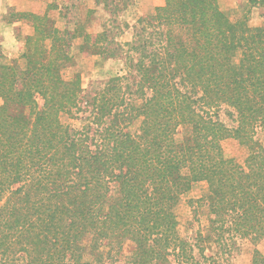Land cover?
<instances>
[{"label":"trees","instance_id":"trees-1","mask_svg":"<svg viewBox=\"0 0 264 264\" xmlns=\"http://www.w3.org/2000/svg\"><path fill=\"white\" fill-rule=\"evenodd\" d=\"M237 12L164 0L113 48L16 12L33 31L22 65L0 53V264H216L240 240L264 264V26ZM73 46L121 73L88 96L62 74ZM201 181L207 224L189 238L176 208Z\"/></svg>","mask_w":264,"mask_h":264},{"label":"rangeland","instance_id":"rangeland-1","mask_svg":"<svg viewBox=\"0 0 264 264\" xmlns=\"http://www.w3.org/2000/svg\"><path fill=\"white\" fill-rule=\"evenodd\" d=\"M216 1L221 9L231 11L232 16L236 15L235 10L238 11V15H244L249 25L264 26V0ZM8 2L15 5L8 6ZM163 3L164 0H0V53L6 61L23 64L21 53L24 37L32 33L33 27L28 19L18 18L16 12L46 14L56 27L65 29L70 35L81 30L87 33L107 31L109 45L113 48L115 43L119 47L129 42L138 20ZM80 38L73 39V45L81 43ZM75 47L72 48L73 63L65 68L62 74L66 79L78 74L84 93L88 96L99 89L109 77L121 73L123 63L120 58L102 59L98 55L79 52ZM62 121L72 123L65 116H62ZM256 136L264 141V131L258 130ZM222 148L225 156L233 157L239 163L243 162L245 153L236 140L232 138L223 140ZM206 193L207 185L201 181L195 182L191 190L182 196L176 208L181 235L191 238L194 233L203 231L206 226L207 210L198 200ZM259 248L264 251V244ZM129 249L127 243L122 256ZM252 250L253 246L248 240H240L237 250L232 251L228 259L223 256L216 264H251ZM204 253L210 254L209 250ZM112 264H120V261L117 259Z\"/></svg>","mask_w":264,"mask_h":264},{"label":"crops","instance_id":"crops-1","mask_svg":"<svg viewBox=\"0 0 264 264\" xmlns=\"http://www.w3.org/2000/svg\"><path fill=\"white\" fill-rule=\"evenodd\" d=\"M7 1H8V0H7ZM13 4H14V3H12V2H8V3H7L8 6H14L15 4H14V5H13ZM17 9H18V10H22V9H19V8H17Z\"/></svg>","mask_w":264,"mask_h":264}]
</instances>
